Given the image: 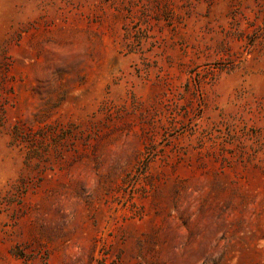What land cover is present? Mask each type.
<instances>
[{
    "label": "rangeland",
    "instance_id": "374dc122",
    "mask_svg": "<svg viewBox=\"0 0 264 264\" xmlns=\"http://www.w3.org/2000/svg\"><path fill=\"white\" fill-rule=\"evenodd\" d=\"M0 264H264V0H0Z\"/></svg>",
    "mask_w": 264,
    "mask_h": 264
},
{
    "label": "clouds",
    "instance_id": "9594fccd",
    "mask_svg": "<svg viewBox=\"0 0 264 264\" xmlns=\"http://www.w3.org/2000/svg\"><path fill=\"white\" fill-rule=\"evenodd\" d=\"M90 183L94 185V183H95V180L93 179L92 181H90Z\"/></svg>",
    "mask_w": 264,
    "mask_h": 264
}]
</instances>
